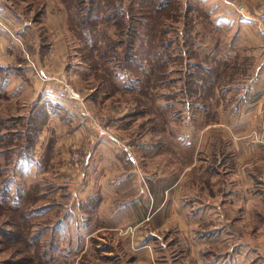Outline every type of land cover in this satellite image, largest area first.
<instances>
[{
	"label": "crops",
	"instance_id": "obj_1",
	"mask_svg": "<svg viewBox=\"0 0 264 264\" xmlns=\"http://www.w3.org/2000/svg\"><path fill=\"white\" fill-rule=\"evenodd\" d=\"M204 2L209 11L227 10L230 18H221L222 24L244 29L248 50H258V63L240 90L242 99L228 103L215 122L202 121L197 131L143 133L127 125V118L110 117V127L119 129L129 149L117 146L93 118L105 114L100 101L84 100L82 88L73 87L75 94L80 90L76 99L59 83L69 68L84 75L85 64L78 60L77 67L58 38L44 41L46 53H31L46 81L33 85L36 97L15 120L23 121L26 138L36 133L46 140L45 134L53 131L60 155L55 227L34 232L27 243L32 250L40 247L42 235L50 236L54 243L41 255L49 264H256L249 251L255 249L256 220L264 225V146L244 136L261 124L264 108V23L258 20L264 0ZM3 4L0 12L10 7ZM45 9L49 22H60V16L51 14L59 11L54 4ZM0 21V66L6 71L13 52L7 42L10 30L1 16ZM13 39L27 53L26 39ZM9 75L0 77V97L12 91L8 82L16 76ZM19 88L24 92L26 84L15 92ZM102 104L109 109L108 102ZM193 120L186 118L195 126ZM30 150L22 153L44 173L40 153ZM129 153L133 157L128 160ZM38 180L28 182L25 201ZM39 215L30 213L32 219Z\"/></svg>",
	"mask_w": 264,
	"mask_h": 264
},
{
	"label": "rangeland",
	"instance_id": "obj_2",
	"mask_svg": "<svg viewBox=\"0 0 264 264\" xmlns=\"http://www.w3.org/2000/svg\"><path fill=\"white\" fill-rule=\"evenodd\" d=\"M95 1L99 8L97 11L107 14L112 5L119 8L124 1L123 10L130 14L133 25L138 26L139 31L130 32L129 28H133L129 27L131 19L124 16L120 21L125 29L119 31L112 26L115 19L102 23L103 15H99L96 25L88 27L84 21L86 10L83 0H0L4 7L6 3L10 6L0 12L4 24L8 26L5 30L11 31L7 35L9 33L13 41H18L16 38L22 41L24 37L27 44V53L24 54L22 45L17 46L7 39L12 47L13 57L10 60H13V64L6 71L0 70V77H6L9 73L16 76L8 82L11 93L0 97V264H49L47 257L41 255L49 244L54 243L45 234L42 235L40 247H31L32 250L27 247L34 232L42 228L52 229L55 227L54 218L58 217L54 209V182L60 177V155L55 150V134L53 131L48 132L45 134L46 140H39L36 133L26 138L23 121L21 118L15 120L18 118L15 115L28 109L30 99L36 97L33 85L45 83L46 77L31 54L46 53L48 45L44 41L51 42L55 38L56 41L57 38L62 40V48L66 45V51L75 65L78 67L81 62L85 64L84 75L79 76L73 70L69 72V68L66 70L67 78L59 76V83L76 99H80V90L75 96L73 87L82 88L79 93L84 100L100 101L98 107L105 110V114H92L97 126L103 134L113 135L117 139H113L117 146L127 149L129 146L122 139L119 129L110 127V117L127 118V125H136L137 131L143 133L158 134L171 129L197 131L202 121L207 119L208 122H215L216 114L229 108V104L226 105L222 100L216 104L215 87L220 95L226 92L225 88L233 85L236 89L232 87L227 90L224 97L238 98L240 90L250 82L253 69L257 66L258 50H248L244 29L222 24L221 18H230L227 10L209 11L211 6H207L204 0H147L142 6L145 10L143 19L137 16L140 10L129 9L132 3L138 5L136 1ZM47 3L54 4L59 10L51 14L60 16V22L47 20ZM142 3L143 0H140L139 4ZM121 10L118 11L120 17ZM0 24L3 23L0 21ZM88 28L91 29L90 33L86 30ZM130 40L134 41L131 53L136 55L135 60L129 63V72L136 77L133 82L130 76L126 79L122 74L117 76L118 72L113 69V64L117 65V60L125 55ZM192 66L195 76H191ZM49 75L56 77L54 74ZM48 82L53 85L55 81ZM22 83L26 84V90L22 92V88H19L15 92ZM122 85H126L127 89H123ZM202 87L210 89L201 90ZM195 96H199L197 108L192 104L197 101ZM102 101L108 102L109 109L103 108ZM187 117L196 120L195 126L186 121ZM250 131L244 138L249 136ZM24 147L40 153L46 167L44 173L30 166L32 157L22 153ZM38 177L40 183L38 180L31 184L32 197L25 201L28 182ZM35 211L41 216L32 219L30 213ZM253 223L255 226V221ZM255 228V249L249 252L256 264H264L262 221L256 220Z\"/></svg>",
	"mask_w": 264,
	"mask_h": 264
},
{
	"label": "trees",
	"instance_id": "obj_3",
	"mask_svg": "<svg viewBox=\"0 0 264 264\" xmlns=\"http://www.w3.org/2000/svg\"><path fill=\"white\" fill-rule=\"evenodd\" d=\"M83 1H84L82 3L83 4V7L86 10V15H85V20L84 21L86 22V24L88 25V27H92L93 25H96V21H97V18L99 17V15H101V16L103 15V19H102L103 21H101V22L104 23V24L105 23H108V22H113V20L115 19V21L113 22V25L112 26L115 27L118 31L120 29H125V26H124L123 22L120 21V18L122 19V17L124 16V17H126L128 19H131L130 14L127 13L125 10H123V3H124V1H123V3H120L121 5L118 6L119 8H116L115 6L112 5L111 9L109 10L110 13H108V14L105 11H97V9H99L97 7L98 4H96L97 1H95V0H83ZM133 1L138 2V5H135V3H132V4H130V8L129 9H131V10H135V9L140 10L138 12L139 15H137V16H139V18H142L143 19L144 18L143 16H144V13H145L144 11L145 10L142 9V6L145 5V2L147 0H143V3L141 5L139 4V1L140 0H131V2H133ZM166 1L167 0H164V2H166ZM168 1H171V0H168ZM119 2L120 1L118 0V3ZM121 8H122V10H121ZM119 10H121L120 11V15H122L121 17L119 16V13H118ZM133 24L134 23H133V21L131 19L129 27H133V28H129V31L132 32V33H136L137 31H139V29H138V26H134ZM139 24L141 25V22ZM86 30L89 33L91 31V29H89V28L86 29ZM122 43L123 42H121V44ZM133 49H134V41L130 40L129 41V45L125 48V52H124L125 55L122 57V59H118L117 60L118 61V64L117 65H114L113 64V69L115 70V72H118L116 74L117 76H120L122 74L125 77V79L127 78V76H130L129 79L131 81L132 80H136V77L134 75H131L130 72H129V70H130L129 63H130V61H134L135 60V56H136L133 53H131ZM140 68H142V66H140ZM3 69L4 68L0 66V70H3ZM190 69H191V67H190ZM192 70H193V73L191 72V76H195L194 75L195 74V68H194V66H192ZM133 78H135V79H133ZM230 87L225 88V89L231 90L232 87H234V86L233 85H230ZM206 88L207 87H202L201 90H204ZM209 89L210 88H207V90H209ZM233 89H236V88L234 87ZM227 90H226V92L224 94H221L220 93V95H219L217 93V88L215 87V89H214V91H215L214 100H215L216 104L219 103L220 100H222L227 105L232 100L237 99V98H233V99H227V98H225L224 96L227 95ZM195 97H197V101H194L195 103H192V104H194L196 106L195 108H197V106L200 104L199 99H198L199 96H195ZM241 99H242V96L240 98H238L239 101ZM190 105L191 104H189V106ZM2 122H5V121H2Z\"/></svg>",
	"mask_w": 264,
	"mask_h": 264
},
{
	"label": "built area",
	"instance_id": "obj_4",
	"mask_svg": "<svg viewBox=\"0 0 264 264\" xmlns=\"http://www.w3.org/2000/svg\"><path fill=\"white\" fill-rule=\"evenodd\" d=\"M258 20L260 22L264 23V11H262L258 14ZM260 121H261V124L258 127L253 128L249 132V136H246V138L248 139V141L252 142L253 144L264 145V108H263V111L260 115ZM108 136H110V135H108ZM110 137L113 138L114 140L116 139L113 137V135ZM246 138H244V139H246ZM132 157H133L132 154L129 153L127 156V159H131ZM76 167H77V165H76Z\"/></svg>",
	"mask_w": 264,
	"mask_h": 264
},
{
	"label": "bare ground",
	"instance_id": "obj_5",
	"mask_svg": "<svg viewBox=\"0 0 264 264\" xmlns=\"http://www.w3.org/2000/svg\"><path fill=\"white\" fill-rule=\"evenodd\" d=\"M74 93V92H73ZM75 94V93H74ZM75 96H78L77 94H75Z\"/></svg>",
	"mask_w": 264,
	"mask_h": 264
}]
</instances>
